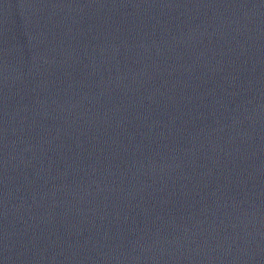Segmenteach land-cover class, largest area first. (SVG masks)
Segmentation results:
<instances>
[{"label": "water", "instance_id": "water-1", "mask_svg": "<svg viewBox=\"0 0 264 264\" xmlns=\"http://www.w3.org/2000/svg\"><path fill=\"white\" fill-rule=\"evenodd\" d=\"M172 0H0V264H98Z\"/></svg>", "mask_w": 264, "mask_h": 264}]
</instances>
